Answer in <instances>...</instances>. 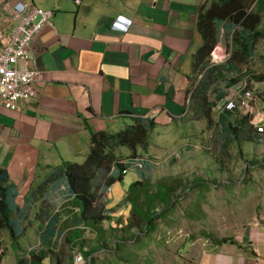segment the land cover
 <instances>
[{"label":"crops","instance_id":"0c3cea01","mask_svg":"<svg viewBox=\"0 0 264 264\" xmlns=\"http://www.w3.org/2000/svg\"><path fill=\"white\" fill-rule=\"evenodd\" d=\"M5 1L0 0V5ZM9 1L32 3L54 12L51 26L46 25L32 42V51L44 71V79L33 87V98L18 110L0 105V169H6L9 182L17 186L15 201L19 206L13 213L18 238L14 240L8 230L0 231V264H19L35 249L46 250L41 241H47L44 233L51 234L50 220L72 200L65 177L58 182L48 173L61 164L59 159L65 154H76L67 159H87L91 128L118 131L115 125L122 120L126 127L136 118L153 117V129L160 123L168 127L180 122L184 137L188 136L185 131L192 130L189 124L205 115L192 101L193 89L202 77L198 74L195 81V54L209 39L232 56L233 35L227 28H233V23L215 15L223 0ZM233 4L245 7L248 0ZM226 9V16H230L231 5ZM119 15L133 20L129 31L112 29ZM226 61L222 63L225 72L230 65L264 70V37L258 41L250 65H229ZM219 111L212 110L219 115L218 122L236 118L230 110V119L226 109ZM228 131L230 128L226 134ZM17 171L21 174L18 183L12 181L18 178ZM32 185H37L35 201L30 198ZM115 185L110 197L113 192L123 196L122 184ZM247 214L250 220L241 225L244 235L239 232L238 239L234 236L237 243L217 246L200 264H264V212H251L248 204ZM24 223L32 229V242L27 247L23 245L28 238V232L23 233ZM52 247L57 249L56 244Z\"/></svg>","mask_w":264,"mask_h":264},{"label":"rangeland","instance_id":"374dc122","mask_svg":"<svg viewBox=\"0 0 264 264\" xmlns=\"http://www.w3.org/2000/svg\"><path fill=\"white\" fill-rule=\"evenodd\" d=\"M259 27L264 29V13ZM227 72L232 74L230 71ZM251 85L254 88L256 86L254 83ZM263 85L264 83L259 84L260 92H264ZM259 94L258 92L257 95L261 101ZM224 104L225 100L221 99L219 105L222 110ZM261 105L264 107V103ZM1 106L4 109L12 110ZM212 110L219 111L218 104L212 107ZM205 117H207L206 114L203 119H195L193 124H189L192 130L185 131L188 134L186 137L183 135V126H180V122L173 123L168 127L164 126L165 123H160L151 131L148 150L140 148L136 155H133L128 148L118 150L117 154L122 161L128 162L132 157L138 158L130 161L124 181L117 183L118 186L122 184L123 196L113 192L110 197V190L107 191V206L113 210L111 214L114 221L112 223L105 222L101 228L104 231L103 243L109 247L95 256L99 259L97 264H107V262L108 264L205 263L209 254H212L217 247L213 243V238H234V236L237 238L239 232L244 235V228L241 231V225L243 227V224L250 220L247 218L248 204L251 212H264V137L256 142H248L243 139L239 141V144L233 139L232 142H229L231 137L226 134L229 128L228 120L218 122V114H212V119ZM124 127L123 120L115 125L116 130H121ZM91 130L89 134L92 138L95 130L94 128ZM226 147H229V152L226 151ZM71 155L76 154H65L62 159H59L61 164L63 161L83 163L86 160L81 157L67 159V156ZM119 171L120 169L117 167L114 172L119 174ZM16 177L18 178H14L12 181L18 183L21 177L20 171H17ZM102 177V174L98 177L99 182ZM137 179L145 182L143 188L145 191L148 189V193L160 191L167 201L174 198L173 202L176 204V210L170 217L171 222L159 224L153 233L143 234L146 233V226H134L136 218L133 216V206L131 205L134 200L129 197H131V193L134 196L139 193L140 186L131 187ZM197 179L202 183L194 184ZM178 182H181V185L174 192L163 185L173 183L178 185ZM36 186L32 185L29 190L30 198L33 201L36 197L33 192ZM247 188L253 190L244 193V189ZM159 198L161 199V196ZM142 201L141 204H145L144 195L140 197V202ZM154 206H157V212L168 207L161 202H155ZM104 207L106 208L103 205ZM68 209H71V206L60 213L65 222L69 220ZM73 210L77 211L78 209L74 208ZM142 216L146 220L149 219V214L142 212ZM34 222L38 223L36 218H34ZM127 223L134 228L125 230L128 228L127 226L120 230ZM112 225L117 229L116 232L112 231ZM24 226L23 233L28 232V238L23 245L27 247V243L32 242L30 232L32 229L27 228L25 223ZM63 230L64 227L60 231L56 229L54 244ZM89 232L87 238L90 239V243L87 247L95 248L99 245L97 238L99 235L93 230ZM133 235H137L138 240L141 241L139 246H137L138 243L132 246L135 240ZM121 240H129L127 245L134 253L131 262L126 260L127 263H125V260H121L122 252H114L115 244H120ZM35 242L33 241V243ZM58 244L59 241H57L56 247L62 259L61 264H71L69 259H74V251L78 248L74 247L70 250L66 246V242L58 248ZM45 263L57 264V258L51 255Z\"/></svg>","mask_w":264,"mask_h":264},{"label":"trees","instance_id":"16d2710c","mask_svg":"<svg viewBox=\"0 0 264 264\" xmlns=\"http://www.w3.org/2000/svg\"><path fill=\"white\" fill-rule=\"evenodd\" d=\"M237 1L239 0H223L222 6L215 9V15L217 19H220L221 17L223 19V17H225L230 19L233 23V28H227L233 35L232 56L227 61L241 65L249 63L250 65L256 45L260 38L264 37V31L259 27L263 18L261 11L264 9V0H248V5L245 7L242 6L241 8L233 4ZM230 5L231 15L226 16V8ZM215 43V41L209 39L204 41V44L195 54L196 60L193 68L194 72L197 74L195 81L198 79V74L202 75V77L193 89L192 101L197 108H202L204 110L207 119H212V107L219 104L220 100L228 95L229 89L239 81L243 80L244 77L248 78L249 84L264 82V70L257 72V70H252L251 68H231L232 66L229 63L230 68H225L227 71L232 72V74H229V72L223 70V64H212V53L216 50ZM223 85L224 87H221ZM260 91L261 89H258L256 90V93H260L261 105L264 103V92ZM193 97L196 98V101ZM227 112V117L229 116L228 119H230V111L227 110ZM155 124V118L153 117L136 118L129 126L127 125L118 131H94L91 138L92 147L85 162L77 163L63 161L62 164L54 166V170L48 173L49 176L54 175L58 182L60 181V178L64 176L66 190L72 195V200H67L65 204V207L71 206V209L67 210L69 220L65 222V225L62 224L61 212H57L56 218L51 219L49 222L51 234H43L47 241L45 242V240L43 241L42 239L41 243L43 246H47L46 250H44L45 247H42L38 251H34L28 260H20L19 264H46L45 260L50 255L57 258V264H61L62 259L58 253V249L55 252V250L52 249V246H54L53 241L56 229H59L60 231L62 227H64V230L58 235L56 243L61 240L59 246L66 242V246H68L69 249L78 247V250L74 251V261L71 259L69 260V263L75 264V257L78 254H81L84 257L85 262L83 264L98 263L99 259L95 256L101 251L107 250V247H109L103 243L104 231L101 228L104 226L105 222L112 223L114 221L111 214L113 210L107 206V191L116 183L123 182L125 179L124 176L127 173H124L126 164L120 159L117 152L120 148H128L132 151L133 155H136V152L140 148L148 150L151 138L150 134ZM229 128L230 133L228 131V135L231 137L229 142L232 139L237 144H239L241 139L248 142H256L260 140L261 137H264V134H259L255 131L247 117L240 118V116H236L234 120L230 119ZM228 148L229 147H226V151L229 152ZM136 158L137 157H132L129 159L134 160ZM117 167L120 169L119 174H115L114 172ZM101 174L103 177L99 182L98 177H100ZM0 177L2 178L0 184V231L8 230L10 236L16 240L18 235L15 231L18 228V223L13 220V213L15 209L19 208L15 201L18 194V188L9 182V173L6 169H0ZM195 183L202 182L197 179L194 184ZM143 184H145V182L139 179H137L136 182H133L131 185L132 188L135 186H140L141 188L136 196L131 193V197L129 198L134 200V203L131 204L133 206V216L136 218L134 226H146V233L143 234H148L153 233L159 224L163 222H171L170 217L176 210V204L173 202L174 198L167 201L166 197H163V193L160 191L156 193H148L149 190L147 189L145 191ZM163 185L174 192L175 189L181 185V182H178V185L175 183ZM57 186L58 184H55V187ZM44 187V185H41L40 188ZM250 190L253 189L247 188L244 189L243 192L245 193ZM141 195L145 196V204H141L143 201L140 202ZM159 196H161V199ZM129 202L131 203V201ZM155 202L164 203L168 207H165L163 211H158V213L157 206H154ZM103 205L106 206V208L104 207L105 209L103 208ZM72 208H77L78 210L74 211ZM142 212L143 214H149L148 220L143 218ZM119 223L122 224L121 222ZM127 226L128 228L125 230L134 228L131 224L127 223V225L120 228V230H123ZM112 227V231L116 232L117 229L114 228L113 225ZM150 227L152 228L150 229ZM90 229L96 231L99 235V237H97L99 245L95 248L89 247V250L86 251L85 249L88 246V243H90V239L87 238V232L91 231ZM133 236V239L135 240L133 241L134 243L132 246L136 245V243H138L137 246H139L141 241L138 240L137 235ZM128 241L129 240H121L120 244L116 243V247L114 248V252H122L123 258H121V260H125V263L131 262L134 256V253L130 249L131 247H128L127 245ZM213 243L215 246L221 247L228 243L235 245L237 241L232 237L222 239L213 238ZM0 246H2V244H0Z\"/></svg>","mask_w":264,"mask_h":264},{"label":"built area","instance_id":"2783aa9c","mask_svg":"<svg viewBox=\"0 0 264 264\" xmlns=\"http://www.w3.org/2000/svg\"><path fill=\"white\" fill-rule=\"evenodd\" d=\"M75 3L80 4L81 0H75ZM53 15L54 12L27 2L12 3L7 0L0 5V104L6 108L16 110L24 107L33 98L34 85L44 79V71L32 51V42L46 25L51 26ZM113 27L127 29V25L118 19ZM212 56V60L218 63L229 59L231 54L218 46ZM251 84L244 77L231 87L224 98V109L240 118L247 117L255 131L264 134V108L256 93L260 83H254L255 88ZM84 262L81 254L76 255L75 264Z\"/></svg>","mask_w":264,"mask_h":264},{"label":"clouds","instance_id":"9594fccd","mask_svg":"<svg viewBox=\"0 0 264 264\" xmlns=\"http://www.w3.org/2000/svg\"><path fill=\"white\" fill-rule=\"evenodd\" d=\"M118 19V21H120V22H123V23H125L126 25H127V29L126 30H121V29H115L114 27H113V25H114V22L116 21ZM122 19V20H121ZM114 22H113V24H112V29L113 30H115V31H120V32H127V31H129L130 29H131V27H132V25L134 24V22H133V20L131 19V18H129V17H127V16H124V15H119L115 20H114ZM218 46H221V45H218ZM218 46H216V47H218ZM222 47V46H221ZM223 49H224V47H223ZM213 57V56H212ZM231 57V56H230ZM230 59V58H229ZM229 59H227V60H229ZM224 62V61H223ZM223 62H218V63H215L213 60H212V64H222ZM220 103V102H219ZM92 147V146H91ZM138 158V157H137ZM129 163H130V160H128V162H126V161H124V164H126V167L124 168V173H126V172H128V169H129ZM113 187V186H112ZM110 190V189H109ZM108 190V191H109ZM107 196V195H106ZM34 250V249H33ZM36 250H38V249H35L34 251H36Z\"/></svg>","mask_w":264,"mask_h":264}]
</instances>
